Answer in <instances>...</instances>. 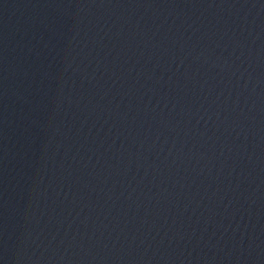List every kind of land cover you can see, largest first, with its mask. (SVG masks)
Returning <instances> with one entry per match:
<instances>
[{"label":"water","instance_id":"obj_1","mask_svg":"<svg viewBox=\"0 0 264 264\" xmlns=\"http://www.w3.org/2000/svg\"><path fill=\"white\" fill-rule=\"evenodd\" d=\"M0 264H264V0H0Z\"/></svg>","mask_w":264,"mask_h":264}]
</instances>
